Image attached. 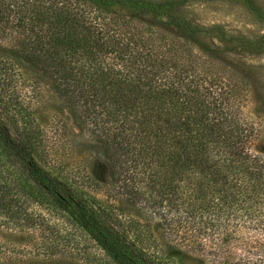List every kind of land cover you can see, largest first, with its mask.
<instances>
[{
    "label": "trees",
    "instance_id": "16d2710c",
    "mask_svg": "<svg viewBox=\"0 0 264 264\" xmlns=\"http://www.w3.org/2000/svg\"><path fill=\"white\" fill-rule=\"evenodd\" d=\"M181 4L0 0V40L16 31L13 43L0 44V209L52 207L116 264H164L148 252L154 225L176 239L171 249L178 256L192 252L209 264H264L260 126L235 106L221 81L207 76L206 68L202 72L199 55L177 52L181 41L159 52L128 26L145 14L194 43L198 31L183 29L172 14ZM46 94L76 128L53 114V136L64 129L73 139L95 141L110 171L108 196L139 221L125 225L72 185L85 180L95 189L100 184L88 174L74 178L70 168L42 166L54 157L34 113ZM5 162L17 167L20 180L12 181Z\"/></svg>",
    "mask_w": 264,
    "mask_h": 264
},
{
    "label": "rangeland",
    "instance_id": "374dc122",
    "mask_svg": "<svg viewBox=\"0 0 264 264\" xmlns=\"http://www.w3.org/2000/svg\"><path fill=\"white\" fill-rule=\"evenodd\" d=\"M146 1L181 2L172 14L184 24L183 29L198 31L197 38L194 43L186 44L179 39L178 29L158 25L153 18L141 13L128 25L135 36L145 39L147 47L163 53L166 48L174 46V41H181L183 50L175 46L177 52L199 55L198 62L203 61L202 72L206 68L207 76L221 81L220 88L224 89V93L232 94L231 100L235 106L258 123L264 136V0ZM83 4L87 11L95 15L100 12L91 8L90 4ZM117 12L126 16L129 13L123 8L117 9ZM15 32V29H10L11 37H2L5 40H0V44L13 43ZM196 43L206 48L207 52L200 51ZM213 62H218L219 66L213 65ZM216 92H220L219 88ZM52 96L46 94L34 106L35 117L44 124L48 146L54 154V157L49 156L47 163L42 162V166L47 170H53L50 164L70 168L76 174L74 178L88 174L100 184L95 189L85 180L81 185H72L124 220L125 225L132 218L139 221L137 215L125 209V205L108 196L106 186L111 184L110 171L100 157L95 141L88 142V137L73 139L66 135L67 130L64 129L53 136L54 128L48 124L53 114L58 113L74 132L76 128L61 104ZM4 167L12 173V181L20 180L18 173L14 172L16 166L14 168L11 163L5 162ZM151 230L154 245L148 252L164 264H201L194 260L196 257L204 259L203 264H209L206 256L192 252L188 253L189 257L178 256L171 249L176 244L173 236L162 235L155 225ZM188 243V240L184 242L185 245ZM0 264L116 263L80 228L56 215L52 207L24 203L20 208L18 205L9 207L7 212L0 209Z\"/></svg>",
    "mask_w": 264,
    "mask_h": 264
}]
</instances>
